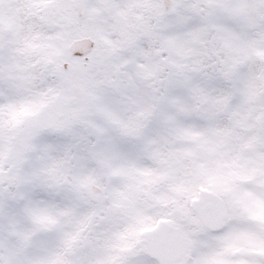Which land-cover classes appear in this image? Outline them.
Returning <instances> with one entry per match:
<instances>
[{"label":"snow or ice","instance_id":"1","mask_svg":"<svg viewBox=\"0 0 264 264\" xmlns=\"http://www.w3.org/2000/svg\"><path fill=\"white\" fill-rule=\"evenodd\" d=\"M0 264H264V0H0Z\"/></svg>","mask_w":264,"mask_h":264}]
</instances>
